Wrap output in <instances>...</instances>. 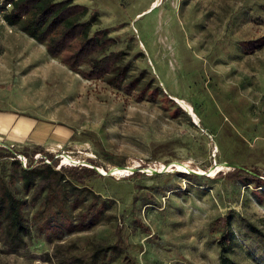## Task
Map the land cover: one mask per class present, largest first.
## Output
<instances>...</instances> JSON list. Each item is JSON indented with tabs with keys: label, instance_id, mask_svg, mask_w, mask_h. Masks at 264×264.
Returning <instances> with one entry per match:
<instances>
[{
	"label": "rangeland",
	"instance_id": "374dc122",
	"mask_svg": "<svg viewBox=\"0 0 264 264\" xmlns=\"http://www.w3.org/2000/svg\"><path fill=\"white\" fill-rule=\"evenodd\" d=\"M73 1L98 16L93 32L116 40L108 53H128L121 65L138 92L163 94L138 102L107 79L85 80L0 16V111L53 125L44 147L60 164L70 156L95 168L90 188L109 208L92 229L65 224L61 238L40 233L28 209L33 238L16 252L0 243V264H72L119 237L126 252L105 264H220L227 219L232 257L264 264V187L247 180L252 168L264 178V0ZM227 164L246 175L233 180ZM15 191L25 195L21 183Z\"/></svg>",
	"mask_w": 264,
	"mask_h": 264
},
{
	"label": "trees",
	"instance_id": "16d2710c",
	"mask_svg": "<svg viewBox=\"0 0 264 264\" xmlns=\"http://www.w3.org/2000/svg\"><path fill=\"white\" fill-rule=\"evenodd\" d=\"M0 13L10 27H17L45 46L51 58L85 80L107 79L112 87L134 95L138 102H157L163 94L160 89L148 92L145 88L138 92V81H129V70L121 65L128 53L124 50L108 53L117 42L106 30L93 32L99 19L95 14L87 18L90 10L84 5L73 0H1ZM37 154L51 163L36 160ZM19 156L29 158L27 167ZM8 157L12 158L13 172L0 174V243L8 250L16 252L27 248L34 236L28 209H34L32 220L38 231L56 238L64 236L65 224L67 232L73 233L92 229L109 219L107 203L99 202L90 188L93 179L101 176L95 168H59L60 159L41 146L26 148L21 153L0 146V166ZM91 163L99 167L95 161ZM248 173V181L264 187V178L256 168ZM227 174L233 180H241L246 175L237 169ZM17 183H21L25 195L16 193ZM75 212L76 218H73ZM222 222L220 220L219 224ZM222 226L224 230L218 240L220 264H239L232 257L238 241L230 229L229 219ZM248 228L261 234L254 225ZM125 252L124 240L119 237L114 245L96 244L89 258H77L72 264H105L109 257H122Z\"/></svg>",
	"mask_w": 264,
	"mask_h": 264
},
{
	"label": "crops",
	"instance_id": "0c3cea01",
	"mask_svg": "<svg viewBox=\"0 0 264 264\" xmlns=\"http://www.w3.org/2000/svg\"><path fill=\"white\" fill-rule=\"evenodd\" d=\"M52 127L26 114L0 111V140L5 144L25 143L45 148L48 137L55 136Z\"/></svg>",
	"mask_w": 264,
	"mask_h": 264
},
{
	"label": "built area",
	"instance_id": "2783aa9c",
	"mask_svg": "<svg viewBox=\"0 0 264 264\" xmlns=\"http://www.w3.org/2000/svg\"><path fill=\"white\" fill-rule=\"evenodd\" d=\"M2 15V13H0V16ZM62 158L63 157V155H55V158ZM19 158H21V160L23 161V163H24V166H25V164H26V162H27V160H26V157H24V156H19ZM45 159V162L46 163H51V161L48 159V158H46V157H44V156H42V154H37L36 156H35V159L36 160H39V159ZM64 158V157H63ZM68 158L71 160V162H67V163H65L64 161H62V163L59 165V168L61 167V166H63V165H68V166H74V167H77V166H83V163H81L80 161H76L75 159H73L72 157H70V156H68Z\"/></svg>",
	"mask_w": 264,
	"mask_h": 264
},
{
	"label": "bare ground",
	"instance_id": "6f19581e",
	"mask_svg": "<svg viewBox=\"0 0 264 264\" xmlns=\"http://www.w3.org/2000/svg\"><path fill=\"white\" fill-rule=\"evenodd\" d=\"M157 6H159L158 2H157V4H155L152 8L157 7ZM180 103L184 106L185 109H187V110H189V111L192 112L191 107L186 106L183 102H180ZM194 119H195V117H194ZM65 163H67L66 160H65ZM218 169H220V168L218 167Z\"/></svg>",
	"mask_w": 264,
	"mask_h": 264
},
{
	"label": "water",
	"instance_id": "95a60500",
	"mask_svg": "<svg viewBox=\"0 0 264 264\" xmlns=\"http://www.w3.org/2000/svg\"><path fill=\"white\" fill-rule=\"evenodd\" d=\"M173 101H176L175 99H173V98H171ZM176 102H178V101H176ZM186 110V109H185ZM187 111V110H186ZM188 112V111H187ZM189 113V112H188ZM190 114V113H189ZM191 115V114H190ZM192 116V115H191ZM193 117V116H192ZM194 118V117H193ZM3 146V145H2ZM227 166L228 167H230V168H233V169H238V167H236V166H233V165H230V164H227Z\"/></svg>",
	"mask_w": 264,
	"mask_h": 264
}]
</instances>
